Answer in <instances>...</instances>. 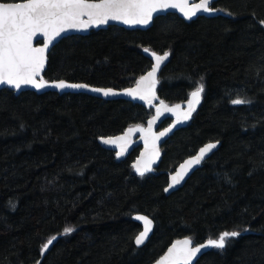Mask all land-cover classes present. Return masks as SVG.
I'll list each match as a JSON object with an SVG mask.
<instances>
[{"label": "trees", "instance_id": "obj_1", "mask_svg": "<svg viewBox=\"0 0 264 264\" xmlns=\"http://www.w3.org/2000/svg\"><path fill=\"white\" fill-rule=\"evenodd\" d=\"M212 7V17L167 13L145 29L109 25L67 35L47 55L46 80L122 89L151 68L152 51H167L157 92L168 105L185 102L204 78L199 105L144 176L133 167L140 146L118 161L100 138L145 127L153 107L86 93L0 90V264H151L175 239L202 243L232 230L241 235L195 264H264V0ZM238 96L251 104L233 105ZM212 141L218 149L166 194L177 164ZM134 213L154 222L142 247L134 243L141 230ZM65 227L74 231L63 235Z\"/></svg>", "mask_w": 264, "mask_h": 264}, {"label": "snow or ice", "instance_id": "obj_2", "mask_svg": "<svg viewBox=\"0 0 264 264\" xmlns=\"http://www.w3.org/2000/svg\"><path fill=\"white\" fill-rule=\"evenodd\" d=\"M214 0H200L199 3L189 4V0H20V2H8L0 0V85H6L9 88L20 90L22 86H31L35 89H42L49 84L41 76L45 67V51L53 41L60 37L62 33L69 30H84L90 26H99L108 24L109 21H119L126 25H147L153 20V14L164 12L168 9H179L187 19L195 17L199 12L212 14L217 10L211 6ZM231 15L229 11L227 13ZM260 25H264V19L259 20ZM40 33L44 37V43L41 47H33L32 39ZM145 53L149 48L143 49ZM155 63L146 75H142L136 81L135 88L125 90V94L150 104L156 98L157 71L163 61L167 59L169 53L165 51L163 55H158L155 51L151 52ZM203 77L196 82V87L190 92L188 100V109L179 112V105L168 108L164 101L156 107V116L148 121V128L143 129L139 126L136 129H129V132L140 131L144 133L145 144L152 142V155H158L155 150L156 141L171 131L175 124L182 123L190 118L195 110V105L199 103L201 94L205 91ZM50 86L56 89H87L89 85L82 83H68L64 79L54 80ZM93 92H102L103 95H114L111 88H92ZM248 98L237 97L231 100L233 105L251 104ZM166 110L172 112L176 121L172 126L163 132L155 134L152 132L153 123L159 119L162 112ZM103 139V138H102ZM127 142V136L117 137L115 139H103L104 144H114L117 142ZM218 143V142H217ZM217 143H208L199 149L197 155L190 157L180 165V170L170 177L171 183L164 188L165 192L179 184L185 175L194 165H199L206 155L217 147ZM121 155L117 152V156ZM142 158L145 156L141 154ZM151 156L147 160L137 161L133 165L140 176L145 172L151 171ZM225 182H231V177H225ZM14 207V205H12ZM137 221L144 224L143 231L135 236V244L141 246L145 243L149 233L152 230L153 221L145 215H136ZM249 229H244L248 231ZM73 227H65L63 235L71 234ZM241 235L238 230L222 231L217 238H210L206 244L193 246V241L189 238L175 241L167 252L156 261V264H192L193 258L205 247H214L224 249L229 238H235ZM56 236L49 238L40 249L43 255ZM37 264H40L37 261Z\"/></svg>", "mask_w": 264, "mask_h": 264}, {"label": "water", "instance_id": "obj_3", "mask_svg": "<svg viewBox=\"0 0 264 264\" xmlns=\"http://www.w3.org/2000/svg\"><path fill=\"white\" fill-rule=\"evenodd\" d=\"M216 0H214L215 2ZM20 2V1H19ZM200 0H189V4H193V3H199ZM211 4V6L213 5V3ZM170 12H173V13H177L180 17H182L183 19L187 20V21H190V20H193V19H196L197 17L199 16H207V17H212V16H215L217 14V12H214L212 14H208V13H204V12H199L195 17H192L191 19H187L183 16V14L179 11V9H168V10H165L164 12H158V13H154L153 14V17H157L159 15H164L166 13H170ZM153 18V19H154ZM152 21L149 22V24L147 25H126V24H123L119 21H109L108 24H104V25H99V26H90L84 30H75V29H72V30H69L67 31L66 33H62L60 37H57L52 44L49 45L48 49H46L45 51V56H46V60H45V67L44 69L42 70V73H41V76L43 77V79L45 81H48L49 84L46 85V87L42 88V89H35L31 86H22V89L20 90H17V89H13V88H9L8 86L6 85H0V90L2 89H5V88H8L10 90H12L15 94H19L20 92H23V91H26V90H31V91H35L37 93H44V92H47V91H54V92H57V93H60V94H63V93H86V94H89L93 97H97V98H100V99H106V100H114V99H122V100H126V101H130L132 103H137V104H140V105H143L145 107H153L155 109V113L154 115L149 119L151 120L154 116H156V107L160 105V99L158 97V92H157V87H158V78H159V75H160V72L162 70V67L164 65V61L162 62L160 68L158 69L157 71V75H156V79H157V84H156V89H155V93H156V98L152 101L151 105L146 103L145 101L143 100H140L138 97L137 98H133L131 96H128L125 94V90L126 89H129V88H135L136 87V84H134L133 86L131 87H127V88H122V89H115V88H111V87H101V86H94V85H90V84H87V83H83V82H74V81H67L65 80L66 82L68 83H82V84H87L89 85V88L87 89H56L52 86H50L51 82L54 81V80H46L43 76V72L46 68V63H47V55L49 54V52L52 50V48L56 45V43H58L63 37L67 36V35H71V34H79V35H86L88 34L90 31L92 30H99V29H103V28H106L107 26L109 25H117V26H120V27H123L125 29H145V28H148L149 26L152 25ZM39 42V43H38ZM43 43H44V37L42 34L40 33H37L36 36L33 37L32 39V44H33V47H41L43 46ZM152 61L153 63H155L154 59L152 58ZM151 68L148 70L150 71ZM147 71V72H148ZM144 73L143 75H146L147 74ZM92 88H111L113 89L114 91V95H109V96H105L103 95L102 92H93L91 91ZM167 105L168 108H173L175 107L176 105H168V104H165ZM179 112H184L186 110H183L181 107L178 109ZM166 119H170V123L167 124L166 126L164 127H161V125L163 124V122L166 120ZM177 117L172 113V112H169V111H166L164 110L162 112V115L159 117V119H157L153 125H152V132L155 133V134H158L160 132H163L165 129L169 128L170 126H172L174 124V122L176 121ZM148 120V121H149ZM187 120L186 121H183L182 123H179V124H175L174 127L171 128V131L168 132L165 136L161 137L160 140L156 141V144H155V150L158 152V155H152V152H153V146H152V142L151 140H149V143L146 145L145 144V140H144V133L140 132V133H135V131H132V132H129L128 130H126L125 132L121 133V134H117V135H110V136H104V137H101L100 138V143L102 144V146L108 150H112L115 152L116 154V157H117V160L118 161H121L123 160L133 149V147L135 146H140V150L138 152V155L136 156L135 160H134V164L137 163V161H141V163L143 164L144 160H147L149 158V156H151V159H152V164H151V169L155 168L158 163H159V160H160V147L161 145L166 141V139L172 134L174 133L176 130H178L179 128H181L182 126H184L186 124ZM148 122L146 124V126L144 127V129H147L148 128ZM122 136H127V142H123V141H120V142H117V143H114V144H104L103 143V139H108V138H112V139H115L117 137H122ZM103 138V139H102ZM218 141H212V142H207V143H204L203 145H201L193 154H191L190 156L184 158L181 162H179L177 164V166L174 168V170L168 175V183L166 185V187L168 186L169 183H171V179L170 177L172 175H175V173L177 171L180 170V165L183 164L186 160H188L190 157L192 156H195L197 155V153L199 152V149L203 146H205L206 144L208 143H217ZM219 147V142L217 143V147L215 149H213L210 153H208L205 157L204 160H202V162L199 164V165H194L190 170L189 172L185 175L184 179L180 181L179 184H176L174 185L173 188L169 189L168 192H165L166 194H170L174 191H176L177 189H179L180 187H182L184 185V183L186 182V180L191 176V174L196 171L198 168H200V166L202 165V163L208 159V157H210L211 154H213ZM117 152H120L121 155L118 157L117 156ZM144 153L145 156L142 158L141 154ZM148 172V171H147ZM165 187V188H166ZM136 215H145V214H142V213H134L132 216H131V219L135 222H137L140 226H141V230L140 231H143L144 229V224L142 221H137L135 219V216ZM147 216V215H145ZM148 217V216H147ZM149 219H151L150 217H148ZM152 220V219H151ZM153 221V220H152ZM153 228H154V222L152 224V230L151 232L149 233V236L148 238L145 240V243L148 241L149 237L151 236L152 232H153ZM139 234V233H138ZM137 234V235H138ZM185 238H189L187 236H184V237H181V238H178V239H175L174 241H172V243L166 248V250L164 251V253L162 255H160L155 261H153L151 264H156V261L160 259V257H162L168 250L169 247H171V245L175 242V241H178V240H183ZM190 239V238H189ZM192 240V239H191ZM193 241V240H192ZM207 241L203 242V243H200V244H206ZM134 243H135V239H134ZM145 243L143 245H145ZM136 245V244H135ZM143 245L141 246H137V247H142ZM199 245L198 243H195L193 241V246H197ZM210 247H205L204 249L201 250L200 253L197 254V257H194L193 258V262L192 264H195L196 261L209 249Z\"/></svg>", "mask_w": 264, "mask_h": 264}, {"label": "rangeland", "instance_id": "obj_4", "mask_svg": "<svg viewBox=\"0 0 264 264\" xmlns=\"http://www.w3.org/2000/svg\"><path fill=\"white\" fill-rule=\"evenodd\" d=\"M159 76H160V75H159ZM189 98H190V96L188 97V99H187L185 102H182V103L178 104L183 110H187V109H188V100H189ZM200 101H201V97H200ZM200 101H199V103H200ZM199 103L195 105V109L197 108V106L199 105ZM176 105H177V104H176ZM191 114H192V113H191ZM187 121H188V120H187ZM137 126H139V127H141V128L144 129V126H142V125H136V126H133L131 129H136ZM133 131H135V130H133ZM135 133H140V131H135ZM153 169H154V168H153ZM153 169H151V171H153ZM148 172H149V171H148Z\"/></svg>", "mask_w": 264, "mask_h": 264}, {"label": "bare ground", "instance_id": "obj_5", "mask_svg": "<svg viewBox=\"0 0 264 264\" xmlns=\"http://www.w3.org/2000/svg\"><path fill=\"white\" fill-rule=\"evenodd\" d=\"M170 13H173V12H170ZM166 14H167V13H166ZM167 139H168V138H167ZM167 139H166V140H167ZM164 143H165V142H164ZM164 143H163V144H164ZM163 144L161 145V147L163 146ZM161 147H160V149H161ZM160 155H161V151H160ZM206 160H207V159H206ZM206 160H205V161H206ZM205 161H204V162H205ZM202 164H203V163H202ZM167 183H168V182H167ZM166 185H167V184H166ZM165 187H166V186H165ZM139 232H140V231H139ZM204 242H205V241H204ZM202 243H203V242H202ZM198 244H200V243H198ZM154 261H155V260H154Z\"/></svg>", "mask_w": 264, "mask_h": 264}, {"label": "flooded vegetation", "instance_id": "obj_6", "mask_svg": "<svg viewBox=\"0 0 264 264\" xmlns=\"http://www.w3.org/2000/svg\"><path fill=\"white\" fill-rule=\"evenodd\" d=\"M217 12V11H216ZM164 145V144H163ZM162 148V147H161ZM161 150V149H160Z\"/></svg>", "mask_w": 264, "mask_h": 264}]
</instances>
